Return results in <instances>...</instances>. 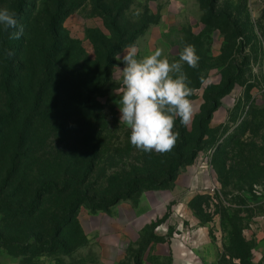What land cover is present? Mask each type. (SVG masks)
I'll return each mask as SVG.
<instances>
[{
	"label": "rangeland",
	"instance_id": "obj_1",
	"mask_svg": "<svg viewBox=\"0 0 264 264\" xmlns=\"http://www.w3.org/2000/svg\"><path fill=\"white\" fill-rule=\"evenodd\" d=\"M17 3L0 0L24 28L7 39L11 103L0 59V264H105L87 217L168 187L197 157L214 181L184 219L207 235L206 262L264 264V0ZM189 44L198 64L181 62L182 71L201 108L187 125L175 119L170 151L138 149L120 121L124 51L134 47L139 59L160 48L171 63ZM91 84L85 106L80 92ZM213 103L227 115L211 128V112L199 117Z\"/></svg>",
	"mask_w": 264,
	"mask_h": 264
},
{
	"label": "crops",
	"instance_id": "obj_2",
	"mask_svg": "<svg viewBox=\"0 0 264 264\" xmlns=\"http://www.w3.org/2000/svg\"><path fill=\"white\" fill-rule=\"evenodd\" d=\"M192 112L202 102L191 101ZM227 110L218 107L209 126L225 123ZM208 161L197 157L178 170L168 187L143 190L87 217V232L100 247L105 264H208L203 248L210 244L196 223L184 219L188 203L213 184ZM264 233V223H263ZM264 244L262 240L259 245ZM189 250L192 251L189 254Z\"/></svg>",
	"mask_w": 264,
	"mask_h": 264
},
{
	"label": "clouds",
	"instance_id": "obj_3",
	"mask_svg": "<svg viewBox=\"0 0 264 264\" xmlns=\"http://www.w3.org/2000/svg\"><path fill=\"white\" fill-rule=\"evenodd\" d=\"M0 28L10 33L11 39H20L24 28L18 24L15 12L0 8ZM122 61V94L119 99L120 121L130 129V143L145 152L170 151L177 140L172 131L177 117L183 125L192 119V105L188 97L191 90L182 63L197 67L199 57L192 45L180 52V60L169 62L162 58L157 48L142 58L136 57V49L124 51ZM12 53L9 52V55ZM116 59H121L117 55Z\"/></svg>",
	"mask_w": 264,
	"mask_h": 264
},
{
	"label": "trees",
	"instance_id": "obj_4",
	"mask_svg": "<svg viewBox=\"0 0 264 264\" xmlns=\"http://www.w3.org/2000/svg\"><path fill=\"white\" fill-rule=\"evenodd\" d=\"M22 4H23V0H18L17 7H16L17 11L21 10ZM109 27H110L111 31L115 30L113 24H111ZM8 35H10V29L7 32L4 31L3 28L0 29V59H2V62L5 65L3 83H4L5 91L7 92L6 95L9 96V102L11 103L12 102V99H11V94L12 93L9 92L8 83L11 80V71H12V69H14V67H13V61H12L13 60L12 54L9 55V52H11V49L8 46V43H7ZM110 55H111V53L107 52L106 55L104 56V59H105L106 62H108V60L110 58ZM106 69L107 68H105V66H102L101 69L98 68V74L101 75V73H102L101 78H102V76H104V78H107ZM53 76H55L54 73H51V72L48 73L47 77H50L49 81L53 78ZM44 84H45V82L42 83V85H44ZM92 87H93V84L88 85V87H83L82 91L80 92L81 99H79V100H80V102L84 103L85 106L88 103V101L90 100V94L92 93ZM28 89H29V92H30V90H31L30 87ZM31 93H32V91H31ZM217 107L218 106L215 103H213L210 107L201 109V114H200V117H199V121L205 119L207 117L208 113L209 112L212 113L213 111H215L217 109ZM9 115L5 116L4 118L9 117ZM221 163H223V161ZM175 170L176 169H173L172 172H174ZM158 188H160V187L151 188V189H158ZM151 189H144V190H151ZM115 203H112L111 205H113ZM102 205H104V207H101V208H99L97 210L106 209L107 207L111 206V205L108 206L105 203L102 204ZM135 264H136V262H135Z\"/></svg>",
	"mask_w": 264,
	"mask_h": 264
},
{
	"label": "built area",
	"instance_id": "obj_5",
	"mask_svg": "<svg viewBox=\"0 0 264 264\" xmlns=\"http://www.w3.org/2000/svg\"><path fill=\"white\" fill-rule=\"evenodd\" d=\"M192 253V251L191 250H189V254H191Z\"/></svg>",
	"mask_w": 264,
	"mask_h": 264
},
{
	"label": "water",
	"instance_id": "obj_6",
	"mask_svg": "<svg viewBox=\"0 0 264 264\" xmlns=\"http://www.w3.org/2000/svg\"><path fill=\"white\" fill-rule=\"evenodd\" d=\"M115 203V202H114Z\"/></svg>",
	"mask_w": 264,
	"mask_h": 264
}]
</instances>
